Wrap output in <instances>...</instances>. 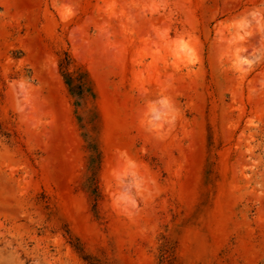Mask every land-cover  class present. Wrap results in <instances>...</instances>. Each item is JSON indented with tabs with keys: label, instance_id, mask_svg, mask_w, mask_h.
I'll use <instances>...</instances> for the list:
<instances>
[{
	"label": "rangeland",
	"instance_id": "obj_1",
	"mask_svg": "<svg viewBox=\"0 0 264 264\" xmlns=\"http://www.w3.org/2000/svg\"><path fill=\"white\" fill-rule=\"evenodd\" d=\"M0 264H264V0H0Z\"/></svg>",
	"mask_w": 264,
	"mask_h": 264
},
{
	"label": "trees",
	"instance_id": "obj_2",
	"mask_svg": "<svg viewBox=\"0 0 264 264\" xmlns=\"http://www.w3.org/2000/svg\"><path fill=\"white\" fill-rule=\"evenodd\" d=\"M70 63L69 57L63 61L61 65L67 67ZM65 83L68 86L72 94L77 95L79 98H83L85 92L88 90V79L86 73H80L77 76H73L67 73L65 76Z\"/></svg>",
	"mask_w": 264,
	"mask_h": 264
}]
</instances>
